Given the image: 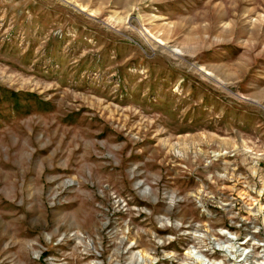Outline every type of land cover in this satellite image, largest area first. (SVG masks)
<instances>
[{"label":"rangeland","instance_id":"obj_1","mask_svg":"<svg viewBox=\"0 0 264 264\" xmlns=\"http://www.w3.org/2000/svg\"><path fill=\"white\" fill-rule=\"evenodd\" d=\"M0 264H264V0H0Z\"/></svg>","mask_w":264,"mask_h":264},{"label":"bare ground","instance_id":"obj_2","mask_svg":"<svg viewBox=\"0 0 264 264\" xmlns=\"http://www.w3.org/2000/svg\"><path fill=\"white\" fill-rule=\"evenodd\" d=\"M175 51H176V50H175ZM177 51H179V50H177ZM177 51H176V52H177ZM209 74H211V73H209Z\"/></svg>","mask_w":264,"mask_h":264}]
</instances>
